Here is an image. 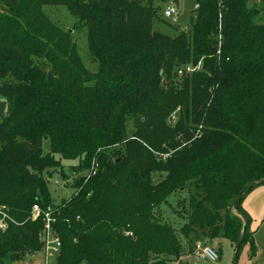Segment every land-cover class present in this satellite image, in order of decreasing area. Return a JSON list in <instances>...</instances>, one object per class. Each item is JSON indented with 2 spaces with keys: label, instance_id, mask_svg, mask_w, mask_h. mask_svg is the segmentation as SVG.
<instances>
[{
  "label": "trees",
  "instance_id": "16d2710c",
  "mask_svg": "<svg viewBox=\"0 0 264 264\" xmlns=\"http://www.w3.org/2000/svg\"><path fill=\"white\" fill-rule=\"evenodd\" d=\"M154 1L0 0V204L17 221L0 232V264L41 250L35 203L54 208L57 264L178 260L179 234L154 212L181 188L184 237L241 238L239 251L249 241L255 255L248 192L239 197L264 184V0H196L190 27L174 35L155 27L163 21ZM47 5L66 7L86 30L96 71ZM120 147L127 155L111 158ZM63 159L77 160L74 192L55 203L48 183L67 173Z\"/></svg>",
  "mask_w": 264,
  "mask_h": 264
},
{
  "label": "rangeland",
  "instance_id": "374dc122",
  "mask_svg": "<svg viewBox=\"0 0 264 264\" xmlns=\"http://www.w3.org/2000/svg\"><path fill=\"white\" fill-rule=\"evenodd\" d=\"M154 3L160 8V17L163 23L157 21L155 27L164 33L174 35L176 32L174 29H185L190 27L191 19L194 17L196 9V0H180L178 9L179 23L175 27L170 25L163 19V9L166 7L167 1L155 0ZM45 13L62 30L67 31L73 29V40L76 43L77 51L82 58L84 65L91 71L97 70V63L90 57L88 53V44L86 38V30L79 28L76 25L75 18L70 14L68 9L61 5H47L43 7ZM181 67V66H180ZM178 67V69L180 68ZM179 79L184 76L175 74ZM176 123V122H175ZM174 122H170L168 118V124L170 127L175 125ZM129 131H132V124L129 126ZM51 148L50 140H43V151L48 152ZM111 158L118 156L119 158L126 156L128 151L126 147H120L112 150H108ZM172 153L170 150L167 153L159 154V157L166 158ZM77 160H62L64 170L67 171L65 175H61L59 171H56L49 178V189L55 203H59L63 198H68L74 189L71 187L73 178L71 177L70 166L76 164ZM97 169L100 167V163L97 161ZM88 173H86L87 175ZM95 174V173H94ZM68 176V179L65 176ZM85 175V176H86ZM161 178V174L155 173L153 176L154 182L156 183ZM187 191L181 188L175 194H172L167 199V202L162 203L160 206L155 208V217L163 223H167L174 228L179 234V238L183 244L184 252L181 256L185 255L184 259H178L170 261L166 264H172L173 262H180V264H233L234 260V246L228 238L218 236L212 239L209 238H194L191 239L184 237L181 233V228L186 223V215H188L187 208ZM244 205L249 206L250 210V224L249 230L254 231V244L256 246V253L251 256V245L249 241L244 242L242 245L235 264H264V184H261L257 188L253 189L247 194L242 202ZM208 244L210 247L217 252L218 258L214 261L208 259H195L193 251L198 245ZM42 260L41 254H35L33 257L26 258L22 262H13L10 257L4 259L3 264H29L32 261L34 264H38ZM49 264L56 263L55 257H50L48 260Z\"/></svg>",
  "mask_w": 264,
  "mask_h": 264
},
{
  "label": "built area",
  "instance_id": "2783aa9c",
  "mask_svg": "<svg viewBox=\"0 0 264 264\" xmlns=\"http://www.w3.org/2000/svg\"><path fill=\"white\" fill-rule=\"evenodd\" d=\"M180 0H178L179 2ZM196 8H198V4H196ZM178 9L179 4L175 3V0H168L166 3V7L163 9V18L168 22L178 25ZM220 36V34H219ZM221 38V36H220ZM202 67L201 61L197 64L187 63L181 66L177 74L179 76H187L191 75L193 72L200 70ZM171 122H175L176 116L173 114L170 118ZM97 170L96 162L93 163L92 168L90 169L87 178L92 176ZM54 208L51 205L46 207L41 206L38 203L32 205L30 218L32 220H41L42 228L38 234V239L42 244V248L39 252L30 253L26 255V258L33 257L35 254H41L42 260L38 264H49L48 260L50 257L56 258V263L58 261V257L61 252V238L59 234L56 232L54 223L56 221L55 216L53 215ZM17 221L10 215L9 209L5 204H0V232L6 231L11 224H15ZM193 256L195 259H208L214 261L218 258V254L212 247L208 244L198 245L194 251ZM29 264H34L32 261ZM172 264H180V262H173Z\"/></svg>",
  "mask_w": 264,
  "mask_h": 264
},
{
  "label": "water",
  "instance_id": "95a60500",
  "mask_svg": "<svg viewBox=\"0 0 264 264\" xmlns=\"http://www.w3.org/2000/svg\"><path fill=\"white\" fill-rule=\"evenodd\" d=\"M175 3L178 5V4H179L178 0H175ZM48 76H49V78H50V77H51V73H49ZM163 84H165V81H164ZM6 108H7V101H6L5 99H0V119L3 117V115H4L5 111H6ZM257 183H258V181L251 183V184L245 189V191L243 192V194H242L239 198H241L244 194H246L247 192H249V191L251 190V188L254 187ZM239 198H238V199H239ZM244 227H245V225H244ZM243 230H244V229H243ZM241 241H242V239L240 238V239L237 241L236 245H235L233 264H235V262H236V258H237V255H238L239 247H240V245H241Z\"/></svg>",
  "mask_w": 264,
  "mask_h": 264
},
{
  "label": "crops",
  "instance_id": "0c3cea01",
  "mask_svg": "<svg viewBox=\"0 0 264 264\" xmlns=\"http://www.w3.org/2000/svg\"><path fill=\"white\" fill-rule=\"evenodd\" d=\"M258 186H260V185L255 186L253 189L257 188ZM253 189H252V190H253ZM252 190H251V191H252ZM251 191H249V192H251ZM249 192H248V193H249ZM248 193H247V194H248ZM247 194H246V196H247ZM246 196H245V197H246ZM245 197H244V198H245ZM242 207H243V209H244V210L249 214V216H250V213H249L250 210L248 209L249 206H246V205H244V204L242 203ZM234 251H235V247H234ZM184 256H185V255L181 256L179 259H184V258H185Z\"/></svg>",
  "mask_w": 264,
  "mask_h": 264
}]
</instances>
